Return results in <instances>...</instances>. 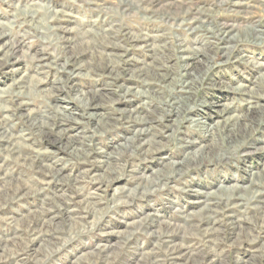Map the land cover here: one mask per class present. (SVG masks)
Returning a JSON list of instances; mask_svg holds the SVG:
<instances>
[{
  "label": "rangeland",
  "instance_id": "1",
  "mask_svg": "<svg viewBox=\"0 0 264 264\" xmlns=\"http://www.w3.org/2000/svg\"><path fill=\"white\" fill-rule=\"evenodd\" d=\"M0 33V264H264V0H0Z\"/></svg>",
  "mask_w": 264,
  "mask_h": 264
},
{
  "label": "bare ground",
  "instance_id": "2",
  "mask_svg": "<svg viewBox=\"0 0 264 264\" xmlns=\"http://www.w3.org/2000/svg\"><path fill=\"white\" fill-rule=\"evenodd\" d=\"M236 37H237V35H236ZM6 38V35L4 34V33H0V41H2V40H4ZM106 38V37H105ZM237 38H239V37H237ZM242 39V38H241ZM103 41H104V39H103ZM107 42V41H106ZM3 47H4V45H3ZM1 49H2V46H1ZM185 52V51H184ZM76 70V69H75ZM160 70V69H159ZM144 72V71H143ZM33 83V82H32ZM185 86V85H184ZM57 89V88H56ZM49 90V89H48ZM58 90V89H57ZM44 91V90H43ZM56 91V90H55ZM59 91V90H58ZM84 94V93H83ZM84 104V103H83ZM87 104V103H86ZM89 104V103H88ZM86 107V106H85ZM23 109V108H22ZM63 109V108H62ZM64 110H65V108H64ZM62 112V111H61ZM56 118V117H55ZM54 118V119H55ZM39 119V118H38ZM43 122V121H42ZM64 122H66L65 121V119H60V123L59 124H63ZM51 124V123H50ZM41 125V124H40ZM54 125V124H53ZM2 127V126H1ZM39 131V130H38ZM42 131V130H41ZM38 134H39V132H38ZM59 135H60V133H58ZM25 139V138H24ZM68 140V139H67ZM77 140V139H76ZM5 141V140H4ZM62 141V140H61ZM82 143V142H81ZM84 151V150H83ZM86 154V153H85ZM5 172V171H4ZM58 172V171H57ZM2 177V176H1ZM53 177V176H52ZM55 177V176H54ZM8 181V180H7ZM17 181V180H16ZM112 182V181H111ZM23 188V187H22ZM13 189V188H12ZM24 189V188H23ZM19 190V189H18ZM15 191V190H14ZM3 200V199H2ZM5 201V200H4ZM1 207V206H0ZM47 213V212H46ZM59 218V217H58ZM37 219V218H36ZM42 219V218H41ZM44 223V222H43ZM48 223V222H47ZM42 225V224H41ZM49 228V227H48ZM44 229V228H43ZM58 230V229H57ZM55 231V230H54ZM47 232V231H46ZM60 232V231H59ZM50 233V232H49ZM43 234V233H42ZM49 235H51V234H49ZM17 239V238H16ZM11 240V239H10ZM22 240V239H21ZM42 243V242H41ZM51 243V242H50ZM24 244V243H23ZM54 244V243H53ZM172 254V253H171Z\"/></svg>",
  "mask_w": 264,
  "mask_h": 264
}]
</instances>
